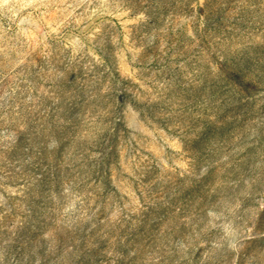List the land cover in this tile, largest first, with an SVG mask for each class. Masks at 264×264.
<instances>
[{
    "label": "rangeland",
    "instance_id": "374dc122",
    "mask_svg": "<svg viewBox=\"0 0 264 264\" xmlns=\"http://www.w3.org/2000/svg\"><path fill=\"white\" fill-rule=\"evenodd\" d=\"M0 264H264V0H0Z\"/></svg>",
    "mask_w": 264,
    "mask_h": 264
}]
</instances>
